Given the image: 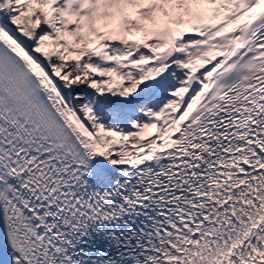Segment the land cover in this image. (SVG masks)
Returning a JSON list of instances; mask_svg holds the SVG:
<instances>
[{"label":"snow or ice","instance_id":"1","mask_svg":"<svg viewBox=\"0 0 264 264\" xmlns=\"http://www.w3.org/2000/svg\"><path fill=\"white\" fill-rule=\"evenodd\" d=\"M0 233V264H264V0H0Z\"/></svg>","mask_w":264,"mask_h":264},{"label":"rangeland","instance_id":"2","mask_svg":"<svg viewBox=\"0 0 264 264\" xmlns=\"http://www.w3.org/2000/svg\"><path fill=\"white\" fill-rule=\"evenodd\" d=\"M154 132H155V130H151V131H150V135H151V134H154Z\"/></svg>","mask_w":264,"mask_h":264}]
</instances>
